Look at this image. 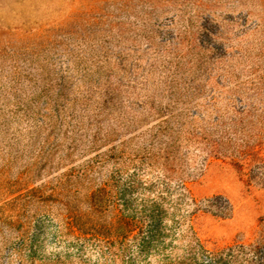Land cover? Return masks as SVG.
I'll list each match as a JSON object with an SVG mask.
<instances>
[{
  "label": "rangeland",
  "instance_id": "obj_1",
  "mask_svg": "<svg viewBox=\"0 0 264 264\" xmlns=\"http://www.w3.org/2000/svg\"><path fill=\"white\" fill-rule=\"evenodd\" d=\"M102 183L160 240L61 228ZM0 264H264V0H0Z\"/></svg>",
  "mask_w": 264,
  "mask_h": 264
},
{
  "label": "trees",
  "instance_id": "obj_2",
  "mask_svg": "<svg viewBox=\"0 0 264 264\" xmlns=\"http://www.w3.org/2000/svg\"><path fill=\"white\" fill-rule=\"evenodd\" d=\"M238 155L231 158V163L235 166H240L239 161L248 157L249 153L240 151ZM112 187L108 183L90 187L83 194V207L66 204L61 228L72 234L93 237L109 245L126 244L129 239H133L140 250H147L153 242L160 240L165 229L164 213L167 211L157 200L138 201L132 195L136 189L134 183L118 186L115 193ZM182 187L187 189L185 181L182 182ZM199 245L203 248L202 244Z\"/></svg>",
  "mask_w": 264,
  "mask_h": 264
}]
</instances>
